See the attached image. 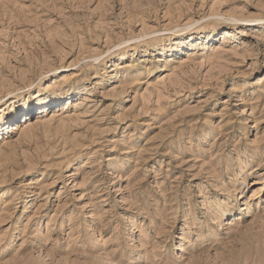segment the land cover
<instances>
[{"label":"rangeland","instance_id":"374dc122","mask_svg":"<svg viewBox=\"0 0 264 264\" xmlns=\"http://www.w3.org/2000/svg\"><path fill=\"white\" fill-rule=\"evenodd\" d=\"M0 135V264H264V0H0Z\"/></svg>","mask_w":264,"mask_h":264},{"label":"bare ground","instance_id":"6f19581e","mask_svg":"<svg viewBox=\"0 0 264 264\" xmlns=\"http://www.w3.org/2000/svg\"><path fill=\"white\" fill-rule=\"evenodd\" d=\"M44 105H42L41 107H43ZM25 121V120H24ZM6 126V124L3 125L2 128H4ZM11 126V125H10ZM6 128H9V126H7ZM4 135H0V139L3 138Z\"/></svg>","mask_w":264,"mask_h":264}]
</instances>
